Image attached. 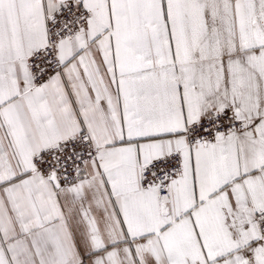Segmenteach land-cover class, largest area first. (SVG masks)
<instances>
[{
    "label": "snow or ice",
    "instance_id": "6c2138e0",
    "mask_svg": "<svg viewBox=\"0 0 264 264\" xmlns=\"http://www.w3.org/2000/svg\"><path fill=\"white\" fill-rule=\"evenodd\" d=\"M0 264H264V0H0Z\"/></svg>",
    "mask_w": 264,
    "mask_h": 264
}]
</instances>
